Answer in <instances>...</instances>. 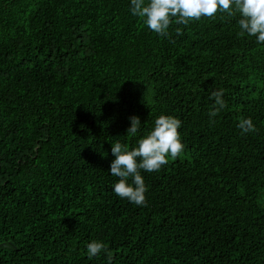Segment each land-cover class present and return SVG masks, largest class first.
I'll list each match as a JSON object with an SVG mask.
<instances>
[{
	"label": "trees",
	"instance_id": "1",
	"mask_svg": "<svg viewBox=\"0 0 264 264\" xmlns=\"http://www.w3.org/2000/svg\"><path fill=\"white\" fill-rule=\"evenodd\" d=\"M239 18L160 35L131 0H0V264H109L92 240L110 264H264V43ZM161 114L185 148L141 170L136 205L113 191L112 143Z\"/></svg>",
	"mask_w": 264,
	"mask_h": 264
},
{
	"label": "clouds",
	"instance_id": "2",
	"mask_svg": "<svg viewBox=\"0 0 264 264\" xmlns=\"http://www.w3.org/2000/svg\"><path fill=\"white\" fill-rule=\"evenodd\" d=\"M218 11H226L229 16L238 12L241 34L255 36L258 42L264 43V0H131L132 14L144 18V23L160 35H167L173 18L176 23L188 24L203 16L213 17ZM212 95L218 107L210 115L215 116L225 102L222 90ZM130 121L127 133L135 136L141 130L142 122L136 115L131 116ZM181 125L178 117L161 114L155 119L154 127L138 140L135 147L129 149L119 141L112 143L111 151L115 158L109 173L118 178L112 186L117 196L136 205L146 203L148 188L141 170L158 171L168 163L169 157L175 158L183 152ZM237 127L244 133L255 129L250 117L241 120ZM86 249L89 259L104 254L110 264L112 254L103 241L92 240Z\"/></svg>",
	"mask_w": 264,
	"mask_h": 264
},
{
	"label": "rangeland",
	"instance_id": "3",
	"mask_svg": "<svg viewBox=\"0 0 264 264\" xmlns=\"http://www.w3.org/2000/svg\"><path fill=\"white\" fill-rule=\"evenodd\" d=\"M261 206H264V193L261 195L259 202H258Z\"/></svg>",
	"mask_w": 264,
	"mask_h": 264
}]
</instances>
